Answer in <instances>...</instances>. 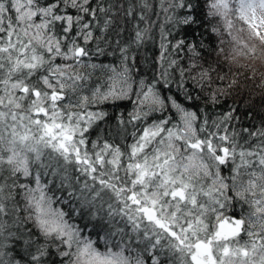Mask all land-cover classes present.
<instances>
[{
	"label": "snow or ice",
	"instance_id": "1",
	"mask_svg": "<svg viewBox=\"0 0 264 264\" xmlns=\"http://www.w3.org/2000/svg\"><path fill=\"white\" fill-rule=\"evenodd\" d=\"M257 46L264 0H0V264H264V120L214 86Z\"/></svg>",
	"mask_w": 264,
	"mask_h": 264
},
{
	"label": "trees",
	"instance_id": "2",
	"mask_svg": "<svg viewBox=\"0 0 264 264\" xmlns=\"http://www.w3.org/2000/svg\"><path fill=\"white\" fill-rule=\"evenodd\" d=\"M121 25L127 31L121 33L120 36L113 33L110 39L127 38V32L132 30V22L121 20ZM153 51L154 48L147 45L140 50V53L141 55L145 53L151 55ZM112 59V57H100V60L105 63ZM220 75H223L225 79L214 86L227 89L228 95L221 99L220 106L215 111L221 112L237 108L236 114L240 117L239 127L260 126L261 121L264 120V55L261 54L259 46H257L255 55L241 56L235 63H226ZM233 81H235L234 84ZM229 84H232L230 88ZM108 111L113 110L109 108ZM246 113L247 115H245Z\"/></svg>",
	"mask_w": 264,
	"mask_h": 264
}]
</instances>
